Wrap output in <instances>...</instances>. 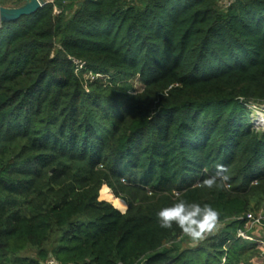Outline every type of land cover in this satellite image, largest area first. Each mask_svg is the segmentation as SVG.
<instances>
[{"label": "trees", "instance_id": "1", "mask_svg": "<svg viewBox=\"0 0 264 264\" xmlns=\"http://www.w3.org/2000/svg\"><path fill=\"white\" fill-rule=\"evenodd\" d=\"M253 101L264 0H55L0 22V264H261L238 235L264 199ZM217 164L228 186L200 187ZM178 199L221 227L184 247L157 217Z\"/></svg>", "mask_w": 264, "mask_h": 264}, {"label": "clouds", "instance_id": "2", "mask_svg": "<svg viewBox=\"0 0 264 264\" xmlns=\"http://www.w3.org/2000/svg\"><path fill=\"white\" fill-rule=\"evenodd\" d=\"M225 165L217 164L213 175L199 182L200 187H226L230 180ZM161 228L172 229L176 225L183 236H187L198 244L218 231L220 226L219 213L210 205L188 203L178 199L170 207H164L157 213Z\"/></svg>", "mask_w": 264, "mask_h": 264}, {"label": "rangeland", "instance_id": "3", "mask_svg": "<svg viewBox=\"0 0 264 264\" xmlns=\"http://www.w3.org/2000/svg\"><path fill=\"white\" fill-rule=\"evenodd\" d=\"M50 1L54 2L55 0H50ZM65 3H67V1H65ZM61 11H62V9L60 7H57L56 13L60 14ZM88 76H92V74L89 73ZM132 84L136 88L140 87V84L136 79L132 81ZM251 103H252L251 107L253 109V111L251 113L252 118L257 117L258 114L264 115V101H253ZM103 187L107 188V190H108V192L104 193V195L109 197L110 200H112L111 201L112 203L114 202L116 205L122 206L125 209L124 212L127 211L128 208H126V207H127L128 201L123 197H117L114 189L112 187H110L108 184H104ZM127 191L128 190H124L123 194H130ZM254 194L257 195V197H256L257 201L260 200L259 199L260 197L262 198L264 196V181L262 184H259V186L256 187V189L254 190ZM145 195L146 196L151 195V192H145ZM100 196H101V191H100ZM253 203H254V208H252L248 212V218H249V214H251L253 218H249V221L246 224L247 233L252 237V238H250L252 241L257 242L259 244V247L263 250V253H264V199L262 200V204L259 207L257 206L258 202L254 201ZM128 206H129V204H128ZM221 225L222 224L220 223L219 228L221 227ZM181 237L182 236H180L179 239ZM184 239H185L184 240V247L196 246V245H199L200 243H202V242H200V243L196 244L193 241H191V239L187 236H184ZM24 254L34 256L36 254V250L31 248V249H28ZM258 261L261 264L264 263V256L260 257L258 259Z\"/></svg>", "mask_w": 264, "mask_h": 264}, {"label": "water", "instance_id": "4", "mask_svg": "<svg viewBox=\"0 0 264 264\" xmlns=\"http://www.w3.org/2000/svg\"><path fill=\"white\" fill-rule=\"evenodd\" d=\"M51 2L50 0H25L18 6H7L0 2V22L14 21L24 15H31L37 12L41 7ZM171 260L164 264H172Z\"/></svg>", "mask_w": 264, "mask_h": 264}, {"label": "built area", "instance_id": "5", "mask_svg": "<svg viewBox=\"0 0 264 264\" xmlns=\"http://www.w3.org/2000/svg\"><path fill=\"white\" fill-rule=\"evenodd\" d=\"M232 1L234 0H220V3L224 6H228L229 4H231ZM253 123L255 127L264 129V115L258 114L257 117H253ZM249 218H253L251 214H249ZM238 235L244 238H247V239L252 238L247 233V231L242 230V229H239ZM45 264H73V263H64L61 260H59L56 256L50 255V257L47 259Z\"/></svg>", "mask_w": 264, "mask_h": 264}, {"label": "crops", "instance_id": "6", "mask_svg": "<svg viewBox=\"0 0 264 264\" xmlns=\"http://www.w3.org/2000/svg\"><path fill=\"white\" fill-rule=\"evenodd\" d=\"M102 199V198H101ZM122 199V198H121ZM105 200H108V199H105ZM125 200V199H124ZM126 201V200H125ZM126 208H128V204H127V207ZM121 211H123L124 212V210H122V209H120Z\"/></svg>", "mask_w": 264, "mask_h": 264}]
</instances>
